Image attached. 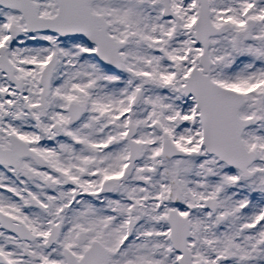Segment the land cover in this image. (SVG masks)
I'll use <instances>...</instances> for the list:
<instances>
[{"label":"snow or ice","instance_id":"1","mask_svg":"<svg viewBox=\"0 0 264 264\" xmlns=\"http://www.w3.org/2000/svg\"><path fill=\"white\" fill-rule=\"evenodd\" d=\"M0 264H264V0H0Z\"/></svg>","mask_w":264,"mask_h":264}]
</instances>
